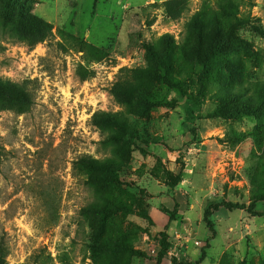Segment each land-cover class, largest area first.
Returning a JSON list of instances; mask_svg holds the SVG:
<instances>
[{"label": "rangeland", "instance_id": "374dc122", "mask_svg": "<svg viewBox=\"0 0 264 264\" xmlns=\"http://www.w3.org/2000/svg\"><path fill=\"white\" fill-rule=\"evenodd\" d=\"M164 1L28 0L31 14L54 25V36L31 48L3 30L20 19L0 0V76L34 99L26 113L0 110L7 264H158L164 241L162 264H264V200H255L264 193V112L246 108L264 87V0L224 9L220 0H188L176 20ZM217 25L228 41L184 97L145 45L163 56L159 38L173 35V75L184 78ZM79 63L95 76L81 80ZM122 67L151 69L142 89L156 101L133 99L131 131L102 130L93 115L123 108L110 93ZM84 155L106 159L112 176L75 170Z\"/></svg>", "mask_w": 264, "mask_h": 264}, {"label": "trees", "instance_id": "16d2710c", "mask_svg": "<svg viewBox=\"0 0 264 264\" xmlns=\"http://www.w3.org/2000/svg\"><path fill=\"white\" fill-rule=\"evenodd\" d=\"M230 1V2H229ZM220 8L224 9L228 4H231L232 0H220ZM28 0H7L5 5V14L8 15L9 4H14L18 9V17L20 22L9 27L8 23H5L2 27L3 30H8L12 36L17 40L26 43L31 48L35 47L39 43H43L50 40L54 36L53 23L45 20L42 17L31 14L28 8ZM163 8L165 13L171 19H180L188 8V0H165L163 2ZM216 18H221L219 11H214ZM153 20L148 21V25L153 24ZM190 28L193 31L200 33V29H197V20L189 23ZM223 26L217 25L215 30V36L211 42V45L206 51L205 56L198 55V61L201 62L200 66L195 65L192 67V74L186 77H176L173 75L174 65L171 61V53L174 50L172 44L175 43L174 37L171 34H163L159 40L166 42V52L163 56L160 55L158 49L150 44L145 45L146 53L153 60L159 61L164 65L165 77L168 80L169 85L181 89L182 96L191 98V92L187 91V86L195 87L198 80L202 82L207 75L210 68V61L213 60L217 51L221 50V47L228 41V37L223 32ZM191 39V30L186 38V41L180 46L183 52L187 50V44ZM64 51H68V48L62 43H58ZM187 54V53H186ZM195 62V63H196ZM200 70L198 75L199 79L194 76ZM76 74L81 80H87L94 77L96 71L92 68L79 63L76 68ZM155 73L147 67H122L118 74V78L115 84L110 89V93L115 97L119 104L123 107L117 111H98L93 115V124L100 129L112 128V126L119 129L121 132L131 131L129 127V115L133 113V99L137 98L142 100L146 104H153L156 101L154 96L143 93V78L154 77ZM204 86V83H203ZM201 86V88L203 87ZM202 92V89H200ZM139 91L140 94L136 95ZM257 100V101H256ZM255 101H250L249 108L254 111L264 112V87L261 90L260 97ZM34 104L33 94L27 88L26 85L13 82L9 79H4L0 76V110L14 109L19 114L30 111ZM1 147V146H0ZM1 162V153H0ZM74 169L79 171H103L109 176L114 173L112 167L106 159H100L91 155H84L79 160L74 161ZM255 200H264V193L256 196ZM169 250V244L164 241L162 249L158 256V264H162L163 259L167 255ZM8 247L4 241H0V264H7ZM204 255L198 262L203 261ZM179 264V263H174ZM181 264V263H180Z\"/></svg>", "mask_w": 264, "mask_h": 264}]
</instances>
